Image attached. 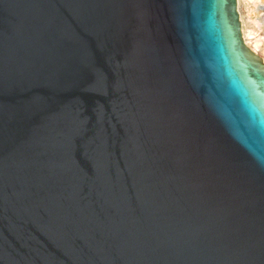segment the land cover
<instances>
[{
  "label": "water",
  "instance_id": "water-1",
  "mask_svg": "<svg viewBox=\"0 0 264 264\" xmlns=\"http://www.w3.org/2000/svg\"><path fill=\"white\" fill-rule=\"evenodd\" d=\"M0 264H264L238 0H0Z\"/></svg>",
  "mask_w": 264,
  "mask_h": 264
},
{
  "label": "rangeland",
  "instance_id": "rangeland-1",
  "mask_svg": "<svg viewBox=\"0 0 264 264\" xmlns=\"http://www.w3.org/2000/svg\"><path fill=\"white\" fill-rule=\"evenodd\" d=\"M238 1H239V10L241 13V19L245 29L247 30V33L253 32V36L257 37V35L260 32L259 27L261 26V29L262 30L264 29V24H262V20L259 17L260 13H264V0H238Z\"/></svg>",
  "mask_w": 264,
  "mask_h": 264
},
{
  "label": "built area",
  "instance_id": "built-area-1",
  "mask_svg": "<svg viewBox=\"0 0 264 264\" xmlns=\"http://www.w3.org/2000/svg\"><path fill=\"white\" fill-rule=\"evenodd\" d=\"M259 17L262 20V24H264V13H260ZM259 28H258L260 31L259 34L257 35V33H256L257 38L259 39V44L257 46V49L255 50L248 43L247 44L264 59V29L262 30L261 26ZM255 32H256V30H255Z\"/></svg>",
  "mask_w": 264,
  "mask_h": 264
},
{
  "label": "bare ground",
  "instance_id": "bare-ground-1",
  "mask_svg": "<svg viewBox=\"0 0 264 264\" xmlns=\"http://www.w3.org/2000/svg\"><path fill=\"white\" fill-rule=\"evenodd\" d=\"M243 31L246 42L253 47L255 50L257 49V46L259 44V39L256 36H253V32L247 33V30L245 29L243 25ZM253 39V40H252Z\"/></svg>",
  "mask_w": 264,
  "mask_h": 264
}]
</instances>
